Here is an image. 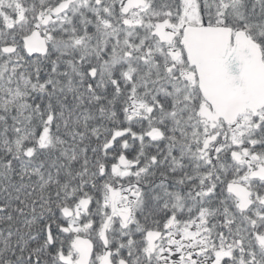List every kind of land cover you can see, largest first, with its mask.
<instances>
[{"label": "snow or ice", "instance_id": "obj_1", "mask_svg": "<svg viewBox=\"0 0 264 264\" xmlns=\"http://www.w3.org/2000/svg\"><path fill=\"white\" fill-rule=\"evenodd\" d=\"M0 264H264V0H0Z\"/></svg>", "mask_w": 264, "mask_h": 264}]
</instances>
